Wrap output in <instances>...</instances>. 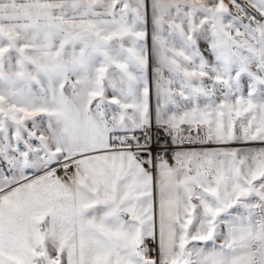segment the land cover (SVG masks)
<instances>
[{
  "label": "snow or ice",
  "instance_id": "6c2138e0",
  "mask_svg": "<svg viewBox=\"0 0 264 264\" xmlns=\"http://www.w3.org/2000/svg\"><path fill=\"white\" fill-rule=\"evenodd\" d=\"M0 264H264V0H0Z\"/></svg>",
  "mask_w": 264,
  "mask_h": 264
},
{
  "label": "built area",
  "instance_id": "2783aa9c",
  "mask_svg": "<svg viewBox=\"0 0 264 264\" xmlns=\"http://www.w3.org/2000/svg\"><path fill=\"white\" fill-rule=\"evenodd\" d=\"M153 135L154 136L157 135L155 129H153ZM159 135H160L159 144H162L164 142V137H163V134L162 133H159ZM195 146H199V145H185V147H195ZM206 146H208V145H206ZM173 147L174 146H171L170 141H169L168 151L171 152V150H172ZM157 151H158V144H154V146H153V152L156 153Z\"/></svg>",
  "mask_w": 264,
  "mask_h": 264
},
{
  "label": "crops",
  "instance_id": "0c3cea01",
  "mask_svg": "<svg viewBox=\"0 0 264 264\" xmlns=\"http://www.w3.org/2000/svg\"><path fill=\"white\" fill-rule=\"evenodd\" d=\"M147 27H148V30H149V33H150L151 32V19H150V15H149ZM148 43H149V47H150L151 46V38H150V35H149Z\"/></svg>",
  "mask_w": 264,
  "mask_h": 264
},
{
  "label": "rangeland",
  "instance_id": "374dc122",
  "mask_svg": "<svg viewBox=\"0 0 264 264\" xmlns=\"http://www.w3.org/2000/svg\"><path fill=\"white\" fill-rule=\"evenodd\" d=\"M255 146H259V145H255ZM195 147H200V146H195ZM206 147H215V145H212V144H210V145H208V146H206Z\"/></svg>",
  "mask_w": 264,
  "mask_h": 264
}]
</instances>
